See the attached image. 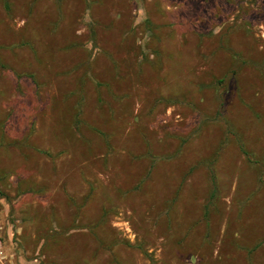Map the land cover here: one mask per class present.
<instances>
[{
	"label": "rangeland",
	"instance_id": "1",
	"mask_svg": "<svg viewBox=\"0 0 264 264\" xmlns=\"http://www.w3.org/2000/svg\"><path fill=\"white\" fill-rule=\"evenodd\" d=\"M0 264H264V0H0Z\"/></svg>",
	"mask_w": 264,
	"mask_h": 264
}]
</instances>
